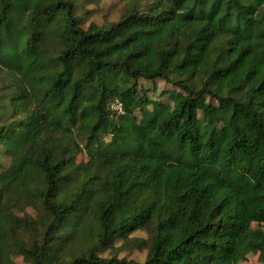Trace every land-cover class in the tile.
<instances>
[{
    "label": "trees",
    "instance_id": "1",
    "mask_svg": "<svg viewBox=\"0 0 264 264\" xmlns=\"http://www.w3.org/2000/svg\"><path fill=\"white\" fill-rule=\"evenodd\" d=\"M128 2L85 28L74 0H0V264L18 247L35 264H236L247 246L264 264V0ZM158 79L170 114L138 99ZM199 96L218 103L203 120ZM26 201L43 225L15 217Z\"/></svg>",
    "mask_w": 264,
    "mask_h": 264
},
{
    "label": "rangeland",
    "instance_id": "2",
    "mask_svg": "<svg viewBox=\"0 0 264 264\" xmlns=\"http://www.w3.org/2000/svg\"><path fill=\"white\" fill-rule=\"evenodd\" d=\"M77 6L76 13L82 19L83 26L88 28L91 23L103 25L106 23H113L118 21L123 13L129 6L128 0H74ZM178 94V90L170 85L165 84L158 79L156 81H139V94L138 99L140 101H146L147 110L153 111L156 108H161L165 114H170L173 109L172 96ZM198 106V117L200 120L204 119L203 111L208 107L216 108L218 103L211 100L208 97L199 96L194 98ZM139 114V120L141 123H148V115L143 114L141 110L137 111ZM215 126L214 122H208L205 127L211 130ZM220 131H224L221 125H216ZM104 139L109 140V136H104ZM89 156L86 151L82 152L78 161H89ZM12 161L11 156L4 153L0 147V172L7 168ZM13 212L16 218L29 217L38 220L39 224L45 223V218L38 205L33 201H26L24 207L14 204ZM264 227V225H262ZM254 228H257L256 223L253 224ZM134 236L147 237L148 234L143 231H138ZM24 239L28 248H33L34 244L30 235L25 234ZM122 241L117 243V246H122ZM147 250H124L119 256L121 258L127 257L129 259L144 262L147 257ZM104 256L113 255L111 250H107L103 253ZM13 264H35L32 256L28 253L27 249L18 247L12 252ZM236 264H263L260 259L259 252L253 247L247 246L243 249L240 258Z\"/></svg>",
    "mask_w": 264,
    "mask_h": 264
},
{
    "label": "built area",
    "instance_id": "3",
    "mask_svg": "<svg viewBox=\"0 0 264 264\" xmlns=\"http://www.w3.org/2000/svg\"><path fill=\"white\" fill-rule=\"evenodd\" d=\"M111 108L117 116L123 115L125 112L123 103L118 99L112 103Z\"/></svg>",
    "mask_w": 264,
    "mask_h": 264
}]
</instances>
